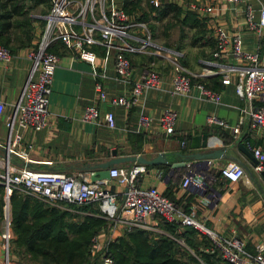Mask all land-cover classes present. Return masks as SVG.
<instances>
[{
    "label": "crops",
    "instance_id": "obj_1",
    "mask_svg": "<svg viewBox=\"0 0 264 264\" xmlns=\"http://www.w3.org/2000/svg\"><path fill=\"white\" fill-rule=\"evenodd\" d=\"M193 1H196L195 5L189 3L180 14L183 31L176 37L174 49L163 51L156 46L161 53L158 56L149 53L126 54L131 64V75L126 81L116 78L112 64L114 49L109 51L104 76L96 78L108 98L127 95L133 81L151 61L160 75V83L156 89L147 90L138 103L128 109L111 105L108 100L98 103L99 118L94 122L81 120L84 107L94 98V79L88 65L59 43H54L50 50L58 56V62L50 85L48 126L40 131H32L19 129L13 124L10 135L15 132L19 134V149L24 153L23 159L15 158L13 162L32 170L67 174L88 172L90 175L92 170L85 171L81 168L111 158V150L116 151V156L140 155L150 159L161 155L168 163L196 161L193 156L213 154L214 157H209L214 164L210 168L213 177L208 181L209 190L202 194L193 186L179 189L184 166L171 168L165 164L147 165L139 184L142 187L155 186L184 213L191 214L195 220L218 234L234 233L244 240L245 249L249 253H255L257 246L264 244V180L252 170L255 159L248 157L239 146L250 153L245 147V142L248 141L264 150V127L249 129L246 117L243 118L240 110L246 101L237 97L233 91L235 72L231 73L228 84H221L218 74L199 79L207 88L219 92L220 99L217 103L206 100L197 92L193 86L196 79L186 94L172 93L170 79L173 74L171 60L174 58L194 72L209 69L216 71L217 64L230 63L217 61L211 56L216 26L229 35L238 34L242 49L256 52L259 65L264 69V30L261 36H257L247 29L244 19L246 4L250 5L256 19L264 0H246L237 4H227L222 0ZM116 2L123 7V0ZM46 6L47 2L43 1L0 0V39L5 41L11 53L8 63H0V101L4 103L0 116V143L8 137L9 130L5 122L27 78L30 68L27 53L38 38ZM39 7L43 8L42 13H39ZM206 7H210L209 11L205 10ZM11 9L21 13L15 14ZM152 14L155 19H161L155 11ZM132 17L139 20L135 15ZM40 19L42 22H39ZM147 25L150 30L148 23ZM26 29H29L28 36L23 33ZM131 31L140 35L136 29ZM131 42L134 43L132 40ZM94 51L98 62L102 49L94 48ZM260 103L264 105V101ZM165 109L173 110L177 115L173 132L168 136L162 132L157 121ZM105 111L113 114V128H108L101 119ZM141 114L151 118L146 127L138 123ZM209 117L222 120L228 126L234 125L242 117L237 137H232L228 127L208 122ZM201 134L210 135L208 145L204 148H191V137ZM181 141L185 142L184 147L180 146ZM227 161H236L243 167L244 175L237 182L227 183L217 174L219 165ZM130 164L124 162L112 166L126 167ZM108 186L111 190L117 189L112 181H109ZM209 191L216 194L215 200L208 197ZM1 196L2 189L0 207ZM82 207L70 211L73 214L72 220L83 216L98 217L93 205L90 208L95 211ZM149 223L156 227L160 221L153 218ZM3 253L0 238V264L7 262ZM25 262L21 260L19 263L10 251V264Z\"/></svg>",
    "mask_w": 264,
    "mask_h": 264
},
{
    "label": "built area",
    "instance_id": "obj_2",
    "mask_svg": "<svg viewBox=\"0 0 264 264\" xmlns=\"http://www.w3.org/2000/svg\"><path fill=\"white\" fill-rule=\"evenodd\" d=\"M47 10L42 16L43 23L34 46L28 51L30 68L20 94L12 104V111L5 122L9 130L8 137L0 143V186L2 203L0 207V238L4 253L10 234L9 197L12 192L32 197L49 207L67 209L69 212L78 207L93 205L99 218L105 225L90 237L89 258L91 264H113L108 251L109 243L120 233L129 232L133 228L152 229L149 220L156 218L171 224L177 231L182 227H191L197 234L209 241L203 251L213 254L227 264H264V244L257 246L255 253L245 249V242L234 233L218 234L191 214H186L180 207L162 195L155 186L142 187L139 181L146 171V166L132 163L126 167L111 166L108 169V180L90 181L88 172L63 173L38 171L23 165L15 164L13 159H23L24 153L19 149L20 136L10 135L13 124L19 129L40 131L47 128L48 101L53 71L58 56L50 50L54 43H59L71 52L74 57L85 62L93 82L94 98L87 104L82 113L83 122H94L99 118L97 104L108 100L111 105L130 108L136 105L140 97L150 89H156L160 83V75L151 61L133 81L127 95L108 98L101 83L96 78L103 77V70L114 49L112 64L116 78L126 81L131 75V64L126 54L149 53L160 55V50L152 42L151 31L146 22L128 15L116 0H45ZM227 4H237L246 0H222ZM210 7L205 10L209 11ZM245 25L248 30L261 36L264 30V5H261L257 18H254L250 5H245ZM136 29L140 35L131 30ZM134 41V43L131 42ZM94 48L102 49V55L96 60ZM152 50V51H151ZM211 56L217 61L230 63L217 64L216 71L205 70L194 72L173 60V74L170 79L171 92L186 94L193 86L206 100L217 103L220 94L207 88L199 81L206 75L218 74L221 84H228L232 72H235L233 91L235 95L246 101L240 110L246 117L249 129L264 127V69L259 65L256 52L242 49L238 34H227L221 27L214 28V49ZM11 53L0 44V63H8ZM238 65V66H237ZM4 103L0 101V116ZM176 112L163 110L157 121L162 132L172 134L176 120ZM242 117L228 126L215 117L207 118L210 123L228 127L235 139L239 133ZM101 119L108 128L114 127V117L105 111ZM151 118L140 115V126H148ZM181 141L180 146L184 147ZM255 163L252 170L256 174L264 173V150L259 146L245 142ZM184 168L179 180V189L187 186L205 192L209 190L208 181L213 177L210 168L214 167L209 158L184 161ZM218 176L227 183L237 182L243 175V167L236 161H227L217 168ZM210 175V176H209ZM109 181L117 187L109 188ZM208 197L216 198L209 191ZM182 244L181 240H177ZM6 261V258H5Z\"/></svg>",
    "mask_w": 264,
    "mask_h": 264
},
{
    "label": "trees",
    "instance_id": "obj_3",
    "mask_svg": "<svg viewBox=\"0 0 264 264\" xmlns=\"http://www.w3.org/2000/svg\"><path fill=\"white\" fill-rule=\"evenodd\" d=\"M34 1L46 2L45 0ZM122 5L123 9L133 7L134 1L123 0ZM12 11L15 14L21 13ZM158 14L159 18L165 16L166 9L159 10ZM23 33L28 36L29 29ZM0 44L6 47L5 41L1 39ZM9 203L10 229L13 234L9 246L11 253L17 258L33 264H88L90 237L105 225L104 220L93 216H83L72 220L73 214L68 210L49 207L32 197L22 196L16 192L11 193ZM82 208L95 211L90 208V205ZM161 227L167 233L173 234L172 236L181 238L187 247L196 248L197 243L191 240L197 234L193 228L182 227L181 231L177 232L171 224L166 222H161ZM202 240L199 242L200 245L206 246L208 240ZM108 251L112 256L113 264H192L196 262L188 249L178 246L171 237L165 234L149 236V233L139 228H133L116 237L109 243ZM200 256L207 263L210 262L208 259L215 257L213 254L205 253H200ZM217 260L220 259L217 258Z\"/></svg>",
    "mask_w": 264,
    "mask_h": 264
},
{
    "label": "rangeland",
    "instance_id": "obj_4",
    "mask_svg": "<svg viewBox=\"0 0 264 264\" xmlns=\"http://www.w3.org/2000/svg\"><path fill=\"white\" fill-rule=\"evenodd\" d=\"M133 1H134L133 7L129 6L127 8H124L126 10L125 12L130 16L135 15V17H138L139 20L144 21V22L146 21L149 24L150 30H151V35H152L151 39H152V42L155 44V46H157L159 49H163V51H167L168 48L174 49L173 44L176 45V41H177L175 39L180 34H182V31H183V29L181 28V24H182L181 20H183V19H180V14H182L181 13V12H183L182 10H184V8H186V6L189 3H192L195 5L196 1L195 2L193 0H133ZM151 6H152V8H150ZM40 8L41 7H39V10H40L39 13H42L43 8H41V9ZM122 9H123V7H122ZM161 9L162 10L166 9V12H167L166 16L162 19L163 16L161 15L162 16V17H160L161 19H155L152 16L153 15L152 13H154V11H155V13L158 14L159 10H161ZM39 22H42L41 19L39 20ZM147 23H146V25H147ZM173 61L177 62L176 58H174ZM173 61L171 62L172 66H173ZM16 193H18V192H16ZM1 203H2V198H1ZM9 211H10V203H9ZM9 230H10L11 238L7 242V251H6L7 264H10V246H9L10 242L9 241L13 237L11 229H9ZM145 231L147 233H149V236L150 235H157V234H165V235L171 237L176 242V244L178 246L185 247L186 249H188L189 253L193 257V259L196 261L192 264H224L223 261L217 260L216 257H213L214 259L213 258L208 259V261H210L209 263L205 262L202 259V257L200 256V253L208 254V253L204 252L203 250L205 248H207V246H209V241H208V244L206 246H201L199 242L203 241L202 239H206V238L200 234H195V238L191 239L192 241L197 243L196 248L194 249L192 247H190V248L187 247L181 238L174 237V236H172L173 234L171 235V234L167 233L161 227V223H159V226L152 227V229H146ZM180 231L181 230H178L177 232H180ZM124 233H127V232L120 233L118 236H120L121 234H124ZM118 236H116V237H118ZM115 238H113L112 241ZM175 238H177V240H181L182 244H180L178 241H176ZM3 254L5 256V253H3ZM14 256H16V255H14ZM16 259H17V261L21 262V259H19L17 257H16ZM22 264H33V263L28 261V262H25ZM88 264H91L90 258H89Z\"/></svg>",
    "mask_w": 264,
    "mask_h": 264
},
{
    "label": "water",
    "instance_id": "obj_5",
    "mask_svg": "<svg viewBox=\"0 0 264 264\" xmlns=\"http://www.w3.org/2000/svg\"><path fill=\"white\" fill-rule=\"evenodd\" d=\"M210 135L208 134H201L191 137V148H204L208 145V138ZM239 148L244 152L248 157L252 158V155L245 151L241 146ZM111 155V158L104 160L103 162L97 163L95 165L91 166H84L81 168V170L90 171L89 180L90 181H100V180H108V169L114 165L119 163H136L141 165H159V164H165L170 166L171 168L175 167H181L184 165V162H178V163H168L161 155H156L150 159H146L140 155H128V156H116V151L111 150L109 152ZM209 157H214L213 154L210 153H203L199 154L198 156H193L196 160H202ZM253 159V158H252ZM255 163V162H254ZM261 178L264 180V173H260ZM203 192L201 191L200 194Z\"/></svg>",
    "mask_w": 264,
    "mask_h": 264
},
{
    "label": "bare ground",
    "instance_id": "obj_6",
    "mask_svg": "<svg viewBox=\"0 0 264 264\" xmlns=\"http://www.w3.org/2000/svg\"><path fill=\"white\" fill-rule=\"evenodd\" d=\"M2 198V197H1ZM5 257H6V254H5ZM6 261H7V259H6ZM5 262V261H4ZM5 264H7V262H5Z\"/></svg>",
    "mask_w": 264,
    "mask_h": 264
}]
</instances>
